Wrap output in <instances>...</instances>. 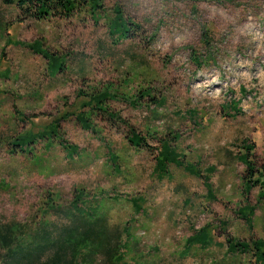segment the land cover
Segmentation results:
<instances>
[{"label": "rangeland", "instance_id": "1", "mask_svg": "<svg viewBox=\"0 0 264 264\" xmlns=\"http://www.w3.org/2000/svg\"><path fill=\"white\" fill-rule=\"evenodd\" d=\"M117 6L141 27H131L130 39L109 33ZM92 15L81 5L70 17L37 21L0 0V236L28 241L44 225H65L69 218L54 208H71L84 191L80 205L96 209L113 232L130 228L128 264H256L250 253H228L224 239L264 240L259 187L248 196L252 227L235 214L247 204L242 147L253 144L256 162L264 159V0H104ZM104 91L115 95L108 110L152 149L159 144L149 135L176 134L177 153L209 175L214 199L175 165L159 179L156 152L131 146L121 122L84 107ZM54 123L57 138L27 153L12 146L20 133ZM64 142L77 147L74 156ZM206 225L212 244L183 255L186 239ZM9 250L0 241V264H13ZM97 264L107 263L100 256Z\"/></svg>", "mask_w": 264, "mask_h": 264}, {"label": "trees", "instance_id": "2", "mask_svg": "<svg viewBox=\"0 0 264 264\" xmlns=\"http://www.w3.org/2000/svg\"><path fill=\"white\" fill-rule=\"evenodd\" d=\"M6 5H16L20 11L32 17L37 21L63 15L64 17L72 16L81 5H87L92 17H96L98 12L104 9V0H2ZM115 14L109 24V33L112 37L120 39H130L133 28L140 30L141 27L133 23L129 18H126L120 7H115ZM40 52V51H39ZM45 58L51 60V55L47 52H41ZM197 53H192L191 60L197 65V68L202 67V60ZM54 68V66H52ZM61 67V66H60ZM59 69V66H58ZM54 70V69H52ZM108 91L99 92L88 97V101L84 102V107L89 106L92 112L102 113L110 118L111 121H118L123 124L127 131V140L131 146L137 149H145L152 152L154 156L155 167L153 172L159 179H163L169 175L168 166L175 165L182 168L187 173L201 179L207 191L208 199H214L212 193V185L210 184L209 175L204 174L198 164H188L177 153L174 142L178 139L176 134H171L167 138L149 135L159 144L158 149H152L148 140L132 125H126V122L120 119L116 114L108 110L106 105L107 100L115 97ZM88 96V95H87ZM113 100V98H112ZM158 102H154L156 105ZM237 102H231L228 109L235 113ZM79 119L83 122L84 127H89V118L81 113ZM118 117V118H116ZM58 124L54 123L43 131L24 132L16 136L11 142L12 146L23 153L31 150V146L36 144L38 140H51L58 137ZM52 136V137H51ZM49 144V143H48ZM67 155L74 156L77 153V147L70 145L67 142L62 143ZM255 146L253 144H244L243 152L238 155L240 162L244 164L245 170L242 174V194L245 196L247 204L235 211V214L242 219L249 228L252 227L251 217L254 214L255 207L249 205L248 196L252 188L259 187V198H264V159L261 162H256V156L253 153ZM15 151V150H14ZM16 152V151H15ZM113 163L116 171H119L120 165L118 158L112 155ZM207 173H212L213 168L206 170ZM84 191H79L75 200L69 209H55L60 212L62 217H68V222L65 225L56 226L44 225L37 233L33 234L28 241H16L15 237H9L6 234L0 236L2 246L10 245L9 258L13 264H97V259L103 256L107 264H128L126 263V254L122 252L125 247H128L127 242H124V237L127 240H132L130 228L126 227L124 232L115 233L107 224V220L98 217V211L86 210L85 206H81ZM135 208L140 211L138 200H134ZM224 223L221 222L220 226ZM213 227L206 225L198 231H195L186 239L183 255H186L190 248L199 247L207 248L214 241ZM9 235V234H8ZM225 245L227 252L230 254H251L254 257L256 264H264V240L257 239L253 241H241L232 236L225 237Z\"/></svg>", "mask_w": 264, "mask_h": 264}]
</instances>
